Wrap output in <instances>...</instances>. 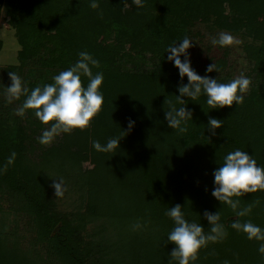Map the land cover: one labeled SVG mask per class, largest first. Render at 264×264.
Wrapping results in <instances>:
<instances>
[{"label":"trees","instance_id":"1","mask_svg":"<svg viewBox=\"0 0 264 264\" xmlns=\"http://www.w3.org/2000/svg\"><path fill=\"white\" fill-rule=\"evenodd\" d=\"M96 2L92 8L90 0H0L19 43L18 63L0 65V196L28 214L29 233L25 251L10 236L0 238V264H177L169 255L175 245L164 243L173 226L164 213L176 203L205 232L204 210L220 213L226 234L201 247L195 264H264L260 242L231 226L250 220L264 228V189L232 197L239 207L251 205L242 217L211 195L212 171L227 152L240 148L264 166V0H143L142 7L132 0ZM220 31L239 37L241 57L231 45L208 54L212 44L205 39ZM185 35L193 40L187 51L198 74L228 82L243 73L251 82L239 105L210 108L203 93L194 101L182 97L192 118L180 133L164 113L181 106L177 85L187 77H179L165 50ZM82 50L99 61L93 73H103L101 109L87 127L42 144L37 137L54 121L42 123L32 108L17 112L27 93L7 92L8 73H17L30 91L52 83ZM213 62L219 71L205 73ZM81 81L84 86L88 78ZM209 116L222 120L215 134ZM121 134L114 153L92 146ZM48 165L80 174L88 189L83 212L58 209ZM98 217L99 231L91 237L87 224ZM137 220L143 227L133 230ZM107 226L113 229L108 235Z\"/></svg>","mask_w":264,"mask_h":264},{"label":"clouds","instance_id":"2","mask_svg":"<svg viewBox=\"0 0 264 264\" xmlns=\"http://www.w3.org/2000/svg\"><path fill=\"white\" fill-rule=\"evenodd\" d=\"M137 7H142L143 0H132ZM90 7L96 8V0H90ZM166 47L167 60L171 61L178 70V75L183 79L186 75L187 83L177 85L178 93L176 98L180 101V107L170 106L165 111L164 118L168 126L178 130L180 133L187 131V120L192 118V111L186 108L184 99L187 96L195 100L202 93L206 96V103L210 108H219L225 105L231 106L233 102L239 105L244 100L250 78L243 73L235 76L228 82H220L217 78L208 75H200L191 66L190 54L187 51L193 40L185 35ZM212 45L221 47L238 45L241 43L239 37L227 31H220L215 36L210 37ZM164 52V53H165ZM78 59L65 69L52 76V83L36 85L30 91L22 84V78L15 72H9L11 83L7 86V92L12 97H18L21 93H27L23 104L17 109L19 114H23L25 109H35L34 115L44 124L54 121L42 130L37 137L40 143H49L60 132H70L73 128L83 129L87 127L91 119L99 112L103 103V92L100 85L103 81V73L92 68L98 67L99 61L88 51L82 50L77 53ZM219 71L215 62L210 63L205 68V73L213 70ZM88 78L87 84L82 86L81 76ZM134 121L128 120V128L131 129ZM222 120L209 116L207 126L215 134L214 130L220 127ZM124 135L112 136L101 144L98 140L92 141V146L97 151L115 152L119 146V140ZM15 158L13 151L6 159L11 164ZM223 162L212 171L213 187L211 195L218 201L230 207L238 217L246 216L251 205L239 207L240 201L232 197H239L246 192H254L257 189H264V166L245 150L236 148L227 152L222 157ZM51 187L55 196L63 195L65 188L64 178L52 179ZM170 217L173 226L167 233L164 243L172 242L175 246L169 255L177 261V264H195L197 253L201 247L207 245L209 241H216L226 233L224 226L220 223L219 211L204 210L203 216L208 221L210 229L203 230V225L194 220L186 219L182 206L176 203L169 206L164 213ZM238 231L246 234L249 240L260 242L257 251L264 255V228L250 220L240 222L236 220L231 225ZM143 225L137 220L133 225V230L141 229ZM224 264H229L225 260Z\"/></svg>","mask_w":264,"mask_h":264},{"label":"rangeland","instance_id":"3","mask_svg":"<svg viewBox=\"0 0 264 264\" xmlns=\"http://www.w3.org/2000/svg\"><path fill=\"white\" fill-rule=\"evenodd\" d=\"M0 38L3 41L2 48L0 49V65L18 63L17 51L19 49V43L14 34V29L8 22L7 10L4 4H2L0 12ZM207 40L208 39H205L206 42H210V40ZM238 45H231V48L233 49L231 53L234 57H241ZM219 47L220 46L218 45H212L208 54L216 56L221 52ZM46 169L48 170L50 181H52V179L58 180V177L64 178L65 188L63 190V195L55 196L54 194L58 203V209L83 212L87 208L88 189L86 184L83 183L82 178H80V174L78 172H72L69 168L56 167L55 165H48ZM9 204L10 201L7 198H1L0 196V238L10 236L13 241L17 240L18 245L25 251V246L29 244L28 214L9 208ZM100 224L101 218L98 217L91 219L87 224V233H89V235L97 233ZM112 230L113 229H111L110 226L109 228L107 226L105 234L108 235ZM15 234H19L26 240L17 239L18 235L16 236ZM23 234H25L26 237ZM93 235L91 237H93ZM94 237L99 238V236Z\"/></svg>","mask_w":264,"mask_h":264}]
</instances>
